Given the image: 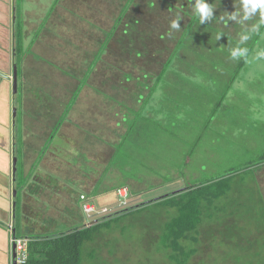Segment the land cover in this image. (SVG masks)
<instances>
[{"label": "rangeland", "instance_id": "obj_1", "mask_svg": "<svg viewBox=\"0 0 264 264\" xmlns=\"http://www.w3.org/2000/svg\"><path fill=\"white\" fill-rule=\"evenodd\" d=\"M57 1L20 0L21 11L25 12L24 35L19 37L21 43L29 45L37 34L44 15L49 11L48 8L54 9L53 5ZM127 1L61 0L55 10V19L58 23L61 21V24L57 27V33L53 34L55 40H50L58 45V49L51 54L54 66L47 63L32 66L31 59L25 63L28 69L25 74L28 73V77L20 78L23 93L18 96L21 111L17 130L19 140L23 136H30L31 151L26 148L29 163L26 162L25 172H29L31 176H43L40 166L42 167V156L46 148L57 141L56 144L60 147L65 143V148H69L68 152L60 149L59 156L64 150L63 158L53 156L54 159H59L56 162L58 171L54 173L58 175V183L47 188L37 200L29 197L31 206L35 208L39 204L36 216L38 223L34 222V229L43 230V223L46 222L50 227L63 223L68 227L66 230L88 225L89 219L95 217L91 218L92 215L87 214V220L84 219V214L80 211L81 205L77 202L82 192L88 198V195H97L92 200L95 203L100 200L103 205L110 204L107 216H111L122 211L114 203L110 193L115 187H129L134 196L127 205H140L141 202L165 200L185 191L188 185L229 173L232 191L227 198L215 203L214 214L216 217L220 216L218 225L205 221L200 228V241L202 242V237L205 240L199 257L205 258L202 262L207 264H259L262 259H258V252L264 255L262 244L252 246L245 232L255 231L249 226L248 220L259 222L261 211L256 207H259L258 204L264 207V55H261L264 53V35L261 37L262 41L254 47L253 58L236 82L233 77L242 58L240 55L233 56V52H242L239 45L252 44L246 32L260 30L258 24L264 20L260 10L249 11L243 0H219L227 3L222 5L218 0L215 2L213 13L210 14L217 20L214 33L209 37L212 43L191 44L192 49L204 45L202 52L207 58L202 57V60L210 65L204 68L203 74L194 72L191 76L192 83L188 81L183 86L180 84V95L185 93L188 105L184 110L178 108L175 112H172L174 109L170 110L167 103L166 106L163 103L157 105L156 109H162L163 115L159 111L158 116H153L155 120L152 123L141 127V132L135 134L122 148L117 167L110 168L106 178L105 173L110 167L114 151L112 148L120 144L128 131L123 116L127 113L130 115L129 109L138 111L136 97L140 94L147 95L149 91L137 81L125 82L123 75H105L109 73L105 69L115 65L119 54L137 51L142 53L143 61L152 66L149 67L151 75L158 76L163 69V57L158 53L153 58L156 63L149 60L146 45H142L148 39L145 31L149 29L151 35L154 29L155 32L164 30V26H168V29L175 22L165 15L169 25H164V20L162 23L159 21L160 13L157 10L152 8L151 13L149 12L151 0H135L131 11L120 21L118 31L112 37L99 67L95 68V75L91 77L92 87L86 88L82 95L81 111L76 114L72 112L73 120L70 119L62 129L63 137L53 139L56 124L63 116L65 103L68 104L78 90L79 78L84 77L94 55L104 45L106 36L110 35L106 33L117 25ZM160 4L167 10L165 3ZM182 6L190 13L195 8L186 1L178 0L176 7L183 10ZM172 15L187 22L182 12ZM178 28L181 30L182 26L179 25ZM13 45L10 40L11 51ZM164 48V45H160V50ZM33 54L44 55L43 47H36ZM217 63L219 65L214 67ZM36 67L42 74L38 78L31 77ZM111 71L114 72V69ZM165 78L164 82L167 80L172 85L176 81L169 72ZM147 84L151 87L155 85L154 79L151 78ZM170 90L173 91L168 87V95ZM114 95L117 100L111 101ZM154 105L150 108L153 109ZM169 115L175 117L174 124H170L173 118ZM76 119L82 121L74 126ZM20 145L21 143L18 144L19 148ZM186 162L189 164L187 167ZM65 164L68 165L69 172L66 171ZM90 168L94 171H90ZM232 172L236 174H230ZM21 181L24 182L23 179ZM27 183L29 184V179ZM45 196L51 197L48 199L56 204L50 214L51 203H45ZM164 208L149 206L146 210L113 224L110 230L103 229L96 236L95 242L83 246L82 264H176L169 260L161 243H156L158 235L150 227L155 218L162 221V217L166 219L168 213L170 217L175 215L173 210ZM69 215L73 219H69ZM51 216L58 217L52 219ZM226 227L231 230L225 232ZM228 237H235V240H229ZM185 245L192 249L201 247L200 244ZM196 261L198 264L199 260Z\"/></svg>", "mask_w": 264, "mask_h": 264}, {"label": "trees", "instance_id": "obj_2", "mask_svg": "<svg viewBox=\"0 0 264 264\" xmlns=\"http://www.w3.org/2000/svg\"><path fill=\"white\" fill-rule=\"evenodd\" d=\"M61 0H58L56 5ZM135 0H128L126 5L123 6V13L119 17L117 25L111 29L106 34L105 43L102 46V48L94 55V58L92 60V63L89 65V69L86 71L83 78H79V87L78 90L72 95L71 100L68 104L65 103V110L63 111V116L60 121L56 124V132L53 135V139L56 140L57 137H63V127L65 124L69 123V120H73L71 113L74 112L75 114L81 111L80 109V103L82 99V95L84 94L85 89L91 88V77L95 71V68L99 67V63L102 61V56L105 52H107L108 46L112 40V37L115 35V33L118 31V26L120 25V21L125 15H128V13L131 11V8L133 7ZM173 0H151L149 12L152 8L153 10H157L158 13H160L159 21L162 23L164 20V25H169L167 20L165 19V15H168L167 18L173 19L177 25H181V30L176 27L173 28L172 25L167 29L166 26H164V30H159L158 32H155L156 29H152L153 34L150 35L149 29L145 31L146 36L148 37L147 43H143L142 45H146L145 48H147V56L149 60L152 59V63H156L153 58L156 54H160L163 57V69L160 72L158 76H152L151 72H149V67H152L150 63H146L143 61L142 53L137 51H125L122 54H119V56H116L117 62L115 60V65L113 67H109V69H105L106 73L105 75L113 76V77H119L120 75H123L125 78V82L130 83L133 81H137V83H140V85L145 86L148 94L147 95H138L136 97V104L138 108V111H134L133 109H129L130 115L127 113L123 116L124 123L128 127L127 133L123 136L121 139V142L118 146H114L112 149L114 150L112 152V157L110 161V167L107 168V171L105 173V177H108V170L110 168H116V164L120 160L119 158L122 155V148L124 149V146L130 142L131 139H133V136L137 134L138 132H141L140 129L145 126L146 123H152L153 116L157 115L160 111L161 115H163V110L160 109L159 111L156 109V106L160 105L161 103L168 104V107H170V110L174 109L172 112H175L178 108L185 109V106L188 105L187 96L180 95V84L187 83L188 81L192 83L191 76L194 72H201L203 74L204 68L209 66V62H204L202 60V57L204 59L207 58L206 55L202 52L204 49V45L201 46V48H195L192 49L191 44L192 43H212V40L209 39L211 37L212 33H214L217 20H214V16L211 17L209 15L203 20H201L198 9H197V0H183L188 2L189 5L194 8L192 11L193 13H190L187 8L176 7L177 1L175 0L174 3H172ZM217 0H201L203 3H207L210 7V14L213 13L212 7L214 6L215 2ZM219 1V0H218ZM83 2V1H82ZM165 3L167 10L162 8L160 3ZM220 4H227L225 2L219 1ZM20 0H15L14 6H19ZM55 4L54 9L50 10L48 8V12L46 15H44L42 24L39 27V30L37 34L32 38V41L29 43L28 46H26L24 43H21V40L19 37L20 35H24L23 29L25 28V19H24V13L21 11V7H18V14H17V23L15 27H13L12 31V41H13V49L11 51V48L9 47V44H0V53L5 56L4 61L0 59V71L3 69V67L8 68L10 67L12 69L13 65H16L18 68V75H19V92L23 93V84L20 78H26L28 77L25 74L28 69L25 67V63L31 59L32 66L34 64L39 63H47L48 65L54 66L55 63H53V60L51 59V54L58 49V45L52 43L50 41L52 38L55 40L53 34L57 33V27L60 26L61 21L58 23L55 15V10L58 8ZM99 5V4H98ZM185 5V4H184ZM101 5H99L100 7ZM225 7V6H224ZM54 10V11H53ZM152 10V12H153ZM165 10V11H163ZM185 10V12H183ZM259 10V9H258ZM148 12V13H149ZM178 12H182L187 18V22L184 21L183 18L179 17H173V13L177 14ZM151 13V12H150ZM169 14H171L169 16ZM234 14V13H232ZM20 23V24H19ZM140 24V23H139ZM258 24V23H257ZM138 25V24H137ZM23 28L21 29L20 27ZM259 31L258 32H252L247 31V36L252 40V44L245 43L243 45H239L242 49L241 61L239 65V69L234 75L233 80L236 82L237 78H239L242 70L248 65L249 60L253 58L254 54V47L257 43L262 41L263 35H264V20L261 22V24H258ZM156 27V26H155ZM149 31V32H148ZM59 37V36H58ZM262 37V38H261ZM207 38V39H206ZM249 39V40H250ZM50 41V42H49ZM65 41V39H64ZM46 43V44H45ZM5 45V46H4ZM160 45H164V49L160 50ZM3 46V47H2ZM43 47L44 55H34V49L36 47ZM168 46H171L170 49H168ZM150 47V48H148ZM3 48V49H2ZM239 48V49H240ZM132 49V48H130ZM213 49V48H212ZM240 49V50H241ZM11 51V52H10ZM14 51V52H13ZM152 51V53L150 52ZM221 51V50H219ZM47 52V53H46ZM210 55L212 53H209ZM263 56V55H262ZM10 57V58H9ZM211 58V56H210ZM209 58V59H210ZM155 59V58H154ZM260 59H262L260 57ZM122 62V64H121ZM219 64L217 63L214 67H217ZM201 67V68H200ZM196 68V69H195ZM203 68V69H202ZM111 69H114V72L111 71ZM34 70V75L31 74V77L38 78L40 74V70L36 67ZM198 70V71H197ZM104 71V69H103ZM117 71V74H115ZM192 71V72H191ZM171 73L176 81L171 84V82H168L166 79V75ZM66 74V72H65ZM30 76V75H29ZM74 77V74H73ZM151 78L154 79L155 85L152 87L147 84L148 81L151 80ZM78 79V78H77ZM103 82V81H102ZM113 82V80H112ZM115 83V82H113ZM189 84V83H188ZM10 85H8V94L11 95V89ZM170 87L173 91L170 90V94H167V88ZM164 90V93H163ZM6 93H2V95H8L7 91ZM166 92V94H165ZM113 94V92H111ZM163 93V95H162ZM161 94V96H158ZM17 96V99H18ZM111 96V95H110ZM181 96V98H180ZM160 97V98H159ZM183 97V98H182ZM111 101L117 100L116 96L111 97ZM159 98V100H158ZM155 104V105H154ZM153 109L150 108L151 106ZM170 105V106H169ZM166 106V104H165ZM164 107V106H163ZM20 107H18L17 112V118L16 120L13 119V113L12 111L7 110V106L4 109V106L0 104V125L7 127H13V123L15 122V128H13V132L15 133V136L17 138L18 144L21 143L20 148L16 151V157L18 158V172L16 174V180L15 185L17 186L16 189V196L19 195V193H25L28 190L29 194L39 199L41 197V194H43L47 188H49L52 184H57L59 181L58 175L54 174L58 171L56 169V162L59 159H54L53 156H58L60 158H63L64 150L65 152H68L69 148H65L67 144L57 145L55 142L53 146L46 148L43 152L42 156V167L40 166V170L43 173V176L39 174V176H31L29 175V172H25L27 170V167H25L26 162L29 163V158L27 157V153L23 152V146L26 142L29 145L30 136L28 137H22V139H18L17 137V130H18V124L20 123ZM170 114H173L171 113ZM117 115V114H116ZM119 116V115H117ZM94 117H97L96 115ZM169 117L173 118L170 124H174V118L171 115ZM98 118V117H97ZM77 124H81L82 120H75ZM170 121V120H169ZM24 122V121H23ZM71 124V123H70ZM159 124V123H158ZM73 125V124H71ZM84 126V125H83ZM142 127V128H141ZM82 129V128H81ZM84 129V128H83ZM56 147V149H55ZM54 149V150H53ZM60 149H64L62 154L59 156ZM31 151V150H29ZM57 151V152H56ZM73 153V152H72ZM132 160V158H129ZM128 164L130 162H127ZM189 164L186 162L185 167H187ZM63 166V163H62ZM66 171L69 172V167L67 164H65ZM56 169V170H55ZM121 171V168H118ZM90 171H94L91 170ZM53 172V173H50ZM230 174H236L234 172ZM41 178V180H37ZM21 179L24 180V182L21 181ZM27 179H29V184L27 183ZM22 184V186H21ZM102 184V183H101ZM121 188H128L130 192V197L128 199V202L132 200V196H134L133 192L130 190L127 186H120L113 188L110 193L113 195L114 203L118 204V206L122 207V211H120L117 214H112L111 216L101 217L96 216L93 219H89L88 225L76 227L74 226L72 231L69 232H63L61 230H56L53 232L52 235L47 236L45 239H47L45 242H36L34 240V243L30 245V261L29 264H82V248L86 243L95 242V238L97 235H99L103 229L110 230L113 224H117L121 222L123 219L135 214L140 213L144 210H146L147 207L152 205H157L161 207H165L164 209H171L173 212H175L174 216L170 217V213L167 214L166 219L162 217V221L157 220L156 222H153V225L150 227L154 228V231H156V234L158 235V240H156V243H161L163 249L165 250V253L168 254L169 260L176 264H197L196 259H198V264H207V262L203 263L202 261L205 260L200 258L199 255H201L202 252V245L204 243V238L202 237V242L200 241L201 237V230L200 228L202 225H204L205 221H209L210 224L215 222L216 225H218V222L220 220V216L216 217L214 214V206L215 203L219 202L220 200L227 198L229 193L232 191V179L231 175L229 176V173L219 177V178H212L209 181H202L194 185H188L185 191L179 192L178 194H174L169 196L165 200H157L154 202H147L143 203L141 202L140 205L137 204H131V206L123 207L120 205L121 199L118 196V191ZM20 193V197H21ZM38 194V195H37ZM85 194L82 192L78 196V205L80 206V211L84 214V219L87 220V215L82 210V203H81V197H83ZM90 200L96 199L98 197L97 195H88ZM53 197V196H52ZM51 198V197H48ZM47 196L43 198L45 200V203H51L50 199H48ZM258 203V201H256ZM18 203V202H17ZM81 203V204H80ZM96 205L98 207V210H102L103 207H108L110 204L103 205V203L99 200L96 202ZM256 205V204H253ZM259 207H256V209L260 210L261 213H259V222L254 223V220L252 222L248 220L249 226L253 227L255 229L254 232H245L246 236H248L249 243H251L252 246H255L258 243L262 244V250L264 251V207L261 206V204H258ZM109 208V207H108ZM71 216H73L71 214ZM69 219H73V217ZM58 217V216H56ZM257 219V216L255 220ZM62 220V219H61ZM72 221V220H71ZM65 226V225H64ZM66 227V226H65ZM220 228V226H218ZM221 229H224L221 227ZM231 230L230 227H226L225 232L227 230ZM242 230L241 228H237V230ZM246 229H243L242 231H245ZM223 234V231H221ZM18 237H25V234H17ZM224 236V234H223ZM29 238V237H28ZM235 237H228V239L232 240ZM34 239V238H33ZM38 240V238H36ZM235 240V239H234ZM185 243H190L192 246H196L200 244L199 248H189L185 245ZM255 243V244H254ZM112 257L113 255L110 254ZM258 259H262L259 264H264V255L258 252L257 254ZM93 258V255H92ZM108 262V261H107ZM109 263V262H108Z\"/></svg>", "mask_w": 264, "mask_h": 264}, {"label": "crops", "instance_id": "obj_3", "mask_svg": "<svg viewBox=\"0 0 264 264\" xmlns=\"http://www.w3.org/2000/svg\"><path fill=\"white\" fill-rule=\"evenodd\" d=\"M11 0H0V44H6L12 41V29H11ZM5 46V45H4ZM3 47V46H2ZM5 56L0 53L1 62L4 61ZM4 76L12 77L11 68H5L0 71V104L5 107L7 110L11 111L13 108V98L8 94V85L11 86V81ZM11 79V78H10ZM11 89V87H10ZM8 95H2L6 93ZM17 138L13 132V127H7L0 125V264H14V257L12 250L10 249V225L15 222V233L25 234V237L34 238L38 242H45L47 236L52 235L56 230H61L63 232L72 231L73 228L66 230L68 227H65L63 223H57L53 227H50L46 223H43L44 229L41 230L37 228L36 223H38L37 215L39 211V204L31 206L29 200L32 197L28 190L25 193H20L15 195L17 186L15 185L16 176H13V157L14 153L16 154L18 147ZM29 151V146L25 142L23 149ZM29 198V199H28ZM21 200V203H20ZM18 202V203H17ZM18 206H21L18 209ZM56 204H52L49 207V214L55 209ZM52 219L57 218L56 216H51ZM62 224V225H60ZM13 235V236H14ZM38 238V240L36 239Z\"/></svg>", "mask_w": 264, "mask_h": 264}, {"label": "clouds", "instance_id": "obj_4", "mask_svg": "<svg viewBox=\"0 0 264 264\" xmlns=\"http://www.w3.org/2000/svg\"><path fill=\"white\" fill-rule=\"evenodd\" d=\"M14 2H15V0H11V22H12V25H11V27L13 28V27H15V25H16V23H17V19H16V21L14 22V15L16 14V16H17V14H18V7L16 6H14ZM243 2H244V6H245V8L246 9H248L249 11H255L256 9H259L260 10V12H261V16L262 17H264V0H243ZM197 9H198V13H199V16H200V18H201V20H203L204 18H207L209 15H210V7H209V5L207 4V3H203V2H201V0H197ZM27 12H29V11H27ZM172 27L173 28H176V27H178V25L175 23V22H173L172 23ZM240 54H242L241 52H239V51H234L233 52V56H235V55H240ZM261 55H264V53H261ZM15 67L17 68V66L16 65H13V67H12V69H11V72H12V77H10V76H7V77H9V78H11L10 79V81H11V96H12V98H13V108H12V113H13V115H14V110L16 109L17 110V112H18V107H20V102H18V99H17V96H18V94L16 95V96H14V94H13V82H14V71H15ZM17 71H18V68H17ZM9 78H7V79H9ZM18 92H19V75H18ZM14 119V118H13ZM13 128H15V126H14V123H13ZM14 131V130H13ZM14 158H17L16 157V154L14 153V157H13V160H14ZM18 159V158H17ZM19 162V161H18ZM19 164V163H18ZM17 172H18V165H17ZM17 174V173H16ZM13 176H14V174H13ZM16 176V175H15ZM122 189V188H121ZM15 195H16V193H15ZM83 197H86L87 199H88V201H90L92 204H94V205H96V203L95 202H93L92 200H90L87 196H83ZM81 203H82V205H83V201H82V198H81ZM97 206V205H96ZM83 208V207H82ZM98 208V207H97ZM106 207H103V209H105ZM107 209H109L108 207H107ZM99 211H101V210H99ZM15 222L13 223V224H11L10 225V234H11V239H10V249L12 250V253H13V257H14V259H13V261H14V264H19L18 263V256H17V253H16V251L12 248V246H11V241H12V239L13 238H17V239H28V240H30L31 241V243H30V245L32 244V243H34V239L32 238H27V237H18V236H16V235H14V233H15ZM14 235V236H13ZM29 261H30V246H29V254H28V262H27V264H29Z\"/></svg>", "mask_w": 264, "mask_h": 264}, {"label": "built area", "instance_id": "obj_5", "mask_svg": "<svg viewBox=\"0 0 264 264\" xmlns=\"http://www.w3.org/2000/svg\"><path fill=\"white\" fill-rule=\"evenodd\" d=\"M118 196L121 199L120 205L126 207L128 199L130 197L129 189H120L118 191ZM82 201L84 212L86 213V215H92L91 218L96 216L106 217L108 215L109 209L105 208L99 211L97 206L88 201L86 197H82ZM30 243L31 241L28 239H12L11 246L17 253L19 264H27Z\"/></svg>", "mask_w": 264, "mask_h": 264}, {"label": "water", "instance_id": "obj_6", "mask_svg": "<svg viewBox=\"0 0 264 264\" xmlns=\"http://www.w3.org/2000/svg\"><path fill=\"white\" fill-rule=\"evenodd\" d=\"M16 19H17V16L15 14L14 15V22L16 21ZM4 77L9 78L7 76H4ZM13 78H14L13 94H14V96H16L18 94V71H17L16 67H15L14 77ZM9 80H10V78H9ZM13 118H14V120H16V118H17V110L16 109L14 110ZM14 126H15V122H14ZM17 165H18V159L14 158V160H13V174H14V176L17 173Z\"/></svg>", "mask_w": 264, "mask_h": 264}]
</instances>
